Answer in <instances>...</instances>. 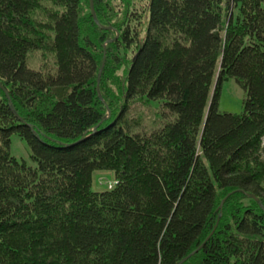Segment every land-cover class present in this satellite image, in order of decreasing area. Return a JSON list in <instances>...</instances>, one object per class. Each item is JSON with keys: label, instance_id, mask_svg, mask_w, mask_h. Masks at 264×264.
Returning a JSON list of instances; mask_svg holds the SVG:
<instances>
[{"label": "trees", "instance_id": "16d2710c", "mask_svg": "<svg viewBox=\"0 0 264 264\" xmlns=\"http://www.w3.org/2000/svg\"><path fill=\"white\" fill-rule=\"evenodd\" d=\"M92 3L0 0V264H264V0Z\"/></svg>", "mask_w": 264, "mask_h": 264}, {"label": "rangeland", "instance_id": "374dc122", "mask_svg": "<svg viewBox=\"0 0 264 264\" xmlns=\"http://www.w3.org/2000/svg\"><path fill=\"white\" fill-rule=\"evenodd\" d=\"M244 97V90L241 89L232 79H229L222 84L218 101V109L224 112L240 113L243 108ZM10 153L18 160H30L29 149L26 143L15 135L11 137ZM111 175L112 173L109 171L95 173L94 182H96L97 186H105L104 184L111 179Z\"/></svg>", "mask_w": 264, "mask_h": 264}, {"label": "water", "instance_id": "95a60500", "mask_svg": "<svg viewBox=\"0 0 264 264\" xmlns=\"http://www.w3.org/2000/svg\"><path fill=\"white\" fill-rule=\"evenodd\" d=\"M89 6H90V12H91V15H92V18H93V20L98 24V21H97V19H96V16H95V13H94V8H93V3H92V0H89ZM104 28V27H103ZM108 42V41H107ZM106 42V43H107ZM105 43V44H106ZM104 44V45H105ZM104 61H105V49H103V58H102V63H101V67H100V69H99V72H98V75H97V84H96V91H97V95H98V97L101 99V96H100V93H99V91H98V83H99V79H100V74H101V71H102V68H103V65H104ZM0 87H1V85H0ZM2 90L4 91V89L2 88ZM5 92V91H4ZM102 100V99H101ZM13 113L16 115V113L13 111ZM17 116V115H16ZM18 117V119L21 121V118L19 117V116H17ZM97 127V126H96ZM96 127H94V129L92 130L93 132L96 130ZM248 197H251V198H253V199H255L256 201H258V199L253 195V194H248ZM224 200L225 199H223L221 202H220V204H219V206H218V209H221V207H222V204H223V202H224ZM220 216V215H219ZM201 247V246H200ZM199 247V248H200ZM193 253V252H192ZM191 255V254H190ZM190 255H188L187 257H185V258H183L182 260H181V262H179V264H181L183 261H185Z\"/></svg>", "mask_w": 264, "mask_h": 264}, {"label": "built area", "instance_id": "2783aa9c", "mask_svg": "<svg viewBox=\"0 0 264 264\" xmlns=\"http://www.w3.org/2000/svg\"><path fill=\"white\" fill-rule=\"evenodd\" d=\"M264 144V137L262 138V145Z\"/></svg>", "mask_w": 264, "mask_h": 264}]
</instances>
